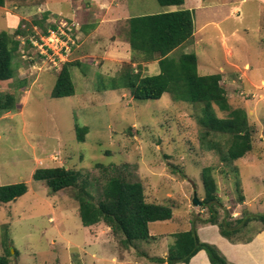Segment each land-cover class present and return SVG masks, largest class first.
Here are the masks:
<instances>
[{"label":"rangeland","instance_id":"374dc122","mask_svg":"<svg viewBox=\"0 0 264 264\" xmlns=\"http://www.w3.org/2000/svg\"><path fill=\"white\" fill-rule=\"evenodd\" d=\"M131 1L143 13L153 12L151 6L162 9L157 0ZM246 4L254 7L255 2ZM85 6L92 12L84 14L88 16L83 20L84 34L107 33L99 36L94 52L88 46L78 50H74L77 45L72 46L67 60L71 61L73 95L51 96L57 73L67 60L54 65L53 55L39 57L21 41L34 34L28 28L19 38V49L12 53L11 77L0 81V93H11L16 99L13 110H0V185L25 181L28 186L15 200L0 202V255L9 249V264H147L149 259L143 253L161 254L173 242L171 233L188 228V220L194 218L197 224L209 217L202 206L201 177L208 165L213 167L217 185L220 205L214 208L219 220L253 213L241 206L243 189L250 197L264 198V20L253 10L243 24L230 15L220 26L210 23L196 30L175 50V54L195 53L201 72H219L229 104L247 112L254 128V151L225 161L224 151L209 149V142L201 143L200 104L173 99L168 92L155 100H139L125 87L101 89L125 69L137 68L121 57L119 62L103 59L113 55L112 34L119 35L120 41L127 39L130 17L117 26L97 27L96 6L90 2ZM131 11L132 16L138 13L134 8ZM2 12L0 7V31H8ZM229 48L231 52L226 50ZM122 49L128 53L126 47ZM245 62L249 65L244 66ZM215 109L218 116L225 115ZM77 126L87 127L83 141L77 139ZM220 147L225 148L224 144ZM97 163L128 164L130 178L143 184L146 201L171 207L172 219L149 223L155 239L139 240L126 248L104 222L81 223L73 187L51 192L44 181L32 178L37 167L65 165L98 179L101 170ZM93 188L97 196L99 188ZM194 193L200 205L192 203ZM260 226L258 221L250 222L241 237ZM97 243L105 247H97Z\"/></svg>","mask_w":264,"mask_h":264},{"label":"trees","instance_id":"16d2710c","mask_svg":"<svg viewBox=\"0 0 264 264\" xmlns=\"http://www.w3.org/2000/svg\"><path fill=\"white\" fill-rule=\"evenodd\" d=\"M161 5H181L184 0H157ZM5 0H0V6ZM127 41L132 50L131 62H136V69H125L118 77H112L102 90L125 87L133 98L139 100L158 99L168 92L173 99H181L200 104L198 122L203 127L201 143L209 142V149L224 151L222 160L231 161L254 151L252 133L254 128L248 120L247 112L241 107H232L226 91L220 83L219 72L200 74L197 70V57L193 52L175 54V49L192 38L194 33L193 10L178 8L175 10L132 16L128 19ZM54 28V27H53ZM25 25L21 22L12 32L0 31V81L8 80L12 74L11 56L19 49L20 39ZM47 30L43 29V32ZM30 46V41L26 38ZM39 57L41 54L36 53ZM157 59L159 72L143 74L142 62ZM73 63V62H72ZM65 61L57 73L52 97L73 95L75 92L69 65ZM16 99L11 93H0V110L10 111L15 108ZM215 107L224 116H218ZM77 139L84 140L87 127L77 126ZM224 144L222 149L220 145ZM101 176L97 179L83 175L80 171L65 165L37 167L32 178L44 181L51 192L73 187L74 197L78 202L81 223L90 226L104 222L113 234L118 235L124 247H130L136 241H150L156 238L149 231V223L169 220L173 213L170 206L145 199L143 184L130 178L128 164L97 163ZM212 166L202 169L201 177L204 189L202 206L208 209L209 217L201 223L217 224L220 233L232 241H248L251 236L241 237L250 222L258 221L264 230V212L243 214L232 219L228 215L218 219L215 205H220L216 196V181ZM99 188L97 196L93 187ZM25 181L0 185V202L7 203L27 192ZM244 199L243 194L239 200ZM173 242L169 245L165 257L148 256L149 261L160 264L188 263L197 251L205 250L211 264H232L212 243L202 241L196 230V219L191 220L188 229L172 234ZM0 255V264H9L6 254Z\"/></svg>","mask_w":264,"mask_h":264},{"label":"crops","instance_id":"0c3cea01","mask_svg":"<svg viewBox=\"0 0 264 264\" xmlns=\"http://www.w3.org/2000/svg\"><path fill=\"white\" fill-rule=\"evenodd\" d=\"M126 1L127 0H5L4 5L0 7L3 10L2 17L5 18L8 24L7 26L10 28V30H8L9 32H12L21 22L24 23L25 28H28V30L34 32L33 35L36 36L38 34L44 33V27H47L46 29L44 28V30H47L51 27H56L57 24L62 20L67 21L68 23H75V34L78 37V42L74 50L88 46L90 52L97 50V40L101 39L99 36L106 34L107 31H104L102 34L92 31L94 36H90V33L85 35L82 31V25L84 24L83 20L84 18L88 17L87 14L86 16L84 15L85 12H92L90 6H85V3L88 2L93 3V5L97 8V27H101L103 24L117 26L118 23H121V19L125 20L132 16V8H134L135 12H138L133 16L175 10L178 8L191 9L193 10L194 14V33L196 30L201 29L210 23L220 26V24L227 20L230 15L237 16L240 19L241 24H243L244 18L248 16V13L251 12V10L255 12V15L258 17V19L264 20V0H184L181 5L160 4L162 6L161 10L158 8L155 9L151 6L154 11L150 13H143V8L140 11L136 10V5L133 4L131 0H129V3L132 4H127ZM249 2H255L254 7H250L248 4L245 6V3ZM246 28L247 27L243 28V30H246ZM97 29L98 28H95L94 30ZM219 30L222 31L221 29ZM221 34L222 41L226 42V36L223 31ZM18 37L20 38L21 35ZM26 38L28 39L29 37ZM118 38L119 35L115 33L110 36L111 44L113 45V55L110 58H103L106 60V62H119L120 57L123 58V60L131 59L132 51L129 42L126 41L127 39L120 41ZM23 39L24 38H22L21 41H23ZM123 47L128 49V53L122 49ZM226 50L231 52L230 48ZM132 64L136 65V62H132ZM142 65L143 74H157L160 70L157 59L142 62ZM248 65V62L244 63V66ZM197 70L200 74L208 73L203 69L202 70L204 72H201L198 64ZM262 192H264V190ZM243 196L244 200L241 204L242 207H248L250 212L253 213L264 212V198H259V195L250 197L246 195L245 189H243ZM190 226L191 222L188 220V228ZM261 229L262 227L260 226L254 230L251 235H249L251 238L248 241H232L220 233L217 224H196V230L199 238L202 241H206L217 246V248L232 264H264V230ZM149 231L152 233L150 229ZM173 233H171L170 236H172ZM97 247H105V245H100L97 243ZM167 248H165L159 255H151L150 253L149 255L164 257ZM96 250L99 249L96 248ZM147 262V264H160L150 262L149 260H147ZM176 264L211 263L205 250L201 249L197 251V253L190 259L188 263L178 262Z\"/></svg>","mask_w":264,"mask_h":264},{"label":"built area","instance_id":"2783aa9c","mask_svg":"<svg viewBox=\"0 0 264 264\" xmlns=\"http://www.w3.org/2000/svg\"><path fill=\"white\" fill-rule=\"evenodd\" d=\"M75 23H68L67 21H61L56 27L48 28L46 32L30 36V47L35 49V52L41 54V58H50L54 65H58L59 62L67 60L69 53L73 45H77L78 37L75 34ZM26 43L25 40L22 41ZM54 45H59L58 49ZM63 60H58V58ZM57 59V60H56Z\"/></svg>","mask_w":264,"mask_h":264},{"label":"water","instance_id":"95a60500","mask_svg":"<svg viewBox=\"0 0 264 264\" xmlns=\"http://www.w3.org/2000/svg\"><path fill=\"white\" fill-rule=\"evenodd\" d=\"M192 203L195 204V205H200V204H201V200H199V199L197 198L196 193H194Z\"/></svg>","mask_w":264,"mask_h":264}]
</instances>
